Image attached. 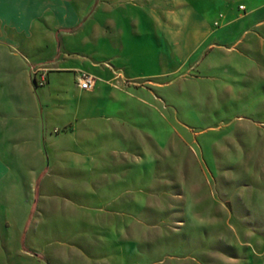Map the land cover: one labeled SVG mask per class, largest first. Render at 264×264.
Here are the masks:
<instances>
[{
  "label": "rangeland",
  "instance_id": "374dc122",
  "mask_svg": "<svg viewBox=\"0 0 264 264\" xmlns=\"http://www.w3.org/2000/svg\"><path fill=\"white\" fill-rule=\"evenodd\" d=\"M101 19L144 25L126 9ZM205 36L161 75L80 72L103 126L79 142L77 97L70 140L42 143L46 170L17 178L0 264H264V0L231 1ZM100 154L101 172L86 159Z\"/></svg>",
  "mask_w": 264,
  "mask_h": 264
},
{
  "label": "crops",
  "instance_id": "0c3cea01",
  "mask_svg": "<svg viewBox=\"0 0 264 264\" xmlns=\"http://www.w3.org/2000/svg\"><path fill=\"white\" fill-rule=\"evenodd\" d=\"M231 1L0 0V253L12 236L6 214L17 205V178L46 170L45 165L39 169L42 143L59 147L70 140L77 97L86 102L79 106L72 127L78 128L79 142H93L96 126H103L89 117L100 112L92 103L94 96L74 85L80 72L103 76L102 66L110 62L126 64L128 71L136 66L135 73L146 77L161 75L167 58L173 62L184 49L199 46L215 19L228 16ZM124 9L143 16V29L137 25L132 31L116 20L104 24L101 19L105 14L117 17ZM140 31L142 41L136 36ZM38 64H46L50 73L48 84L34 89L30 69ZM67 74L73 82L64 85L59 78ZM106 95L99 90L95 97L102 100ZM83 123L89 125L85 131H94L82 133ZM86 159L93 169L103 171L102 154Z\"/></svg>",
  "mask_w": 264,
  "mask_h": 264
},
{
  "label": "built area",
  "instance_id": "2783aa9c",
  "mask_svg": "<svg viewBox=\"0 0 264 264\" xmlns=\"http://www.w3.org/2000/svg\"><path fill=\"white\" fill-rule=\"evenodd\" d=\"M243 9V7H240ZM32 82L36 86H44L47 82L48 69L45 66L32 67ZM78 87L84 91H90L95 87V78L88 74H80L77 80Z\"/></svg>",
  "mask_w": 264,
  "mask_h": 264
}]
</instances>
